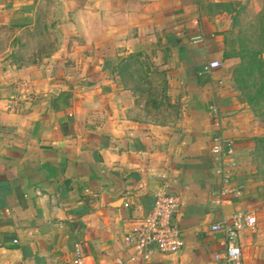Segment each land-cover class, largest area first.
<instances>
[{"label":"crops","instance_id":"obj_1","mask_svg":"<svg viewBox=\"0 0 264 264\" xmlns=\"http://www.w3.org/2000/svg\"><path fill=\"white\" fill-rule=\"evenodd\" d=\"M236 2L0 0V34L22 26L37 44V21L49 18L70 51L22 67L0 57V264H71L75 244L84 264H215L221 235L209 228L225 204L256 214L233 184L223 193L211 153L214 137L236 152L254 133L234 81L240 60L223 59L236 15L226 6ZM250 3L262 11L264 0ZM152 51L164 54L163 121L138 107L119 71ZM211 61L220 67L208 70ZM158 192L179 199L184 248L145 259L124 236ZM239 246L243 264H264V222L245 228Z\"/></svg>","mask_w":264,"mask_h":264},{"label":"rangeland","instance_id":"obj_2","mask_svg":"<svg viewBox=\"0 0 264 264\" xmlns=\"http://www.w3.org/2000/svg\"><path fill=\"white\" fill-rule=\"evenodd\" d=\"M262 7V11L256 13L250 0H240V2L226 6L227 10L236 13L232 20L234 34L229 40L233 44L230 46L228 42L231 49L264 52V4ZM55 26L56 23L49 18L37 21L36 30H43L42 34L37 36L39 39L37 44L34 37L22 34V26L10 28L0 34V57H5L11 63L21 67L22 60L30 61L36 56L49 57L58 54L61 56L60 59L67 60L70 51L69 53L64 52L66 50L64 36L61 28H58V33ZM72 42L67 50L75 47L77 41ZM163 55V53L152 51L141 53L137 57L124 58L125 62H129L130 67L124 71L123 87L132 89L137 96L138 107L141 110H147L149 116L157 121L167 119L165 113L170 110L167 109L169 103L166 98V68L160 66L163 62ZM262 57L264 58V53ZM254 73V78L247 83L249 89L246 92L250 96L254 95L258 85V74L256 71ZM239 94L238 100L245 102L246 95L243 91ZM170 105L175 107L174 104ZM250 109L254 116V133L250 138L251 143L239 148L238 151L236 148L238 154L233 151L229 159L232 175L239 172L238 180H231L230 184L242 193L244 201L254 207L255 224H258L261 221L264 222V102L261 101Z\"/></svg>","mask_w":264,"mask_h":264},{"label":"built area","instance_id":"obj_3","mask_svg":"<svg viewBox=\"0 0 264 264\" xmlns=\"http://www.w3.org/2000/svg\"><path fill=\"white\" fill-rule=\"evenodd\" d=\"M219 67L218 61H211L207 69L216 70ZM211 111L217 112L213 106ZM212 141L211 153L222 164L219 174L223 193L230 194L228 188L232 175L229 159L233 154V145L222 136L214 137ZM178 207L179 199L176 195L168 192L156 193L147 215L124 236L125 244L145 259L149 251L166 255L180 252L184 248V241L174 220ZM255 222V217L248 212L235 211L210 226L211 233L221 235V249L213 255L215 264H243L239 235L245 228H253ZM71 264H84V254L78 244L74 245Z\"/></svg>","mask_w":264,"mask_h":264},{"label":"trees","instance_id":"obj_4","mask_svg":"<svg viewBox=\"0 0 264 264\" xmlns=\"http://www.w3.org/2000/svg\"><path fill=\"white\" fill-rule=\"evenodd\" d=\"M264 52H254L248 50L235 51L230 49L223 53V59L238 58L240 60V66L234 77L235 83L238 85L241 91L246 95V103L253 107L258 105L261 101L264 102V58L262 54ZM140 54L129 56L137 57ZM129 69V62H125L120 66V73ZM257 72L258 85L253 96H250L247 92L249 89L247 83L250 79L254 78V72ZM240 86V87H239ZM247 91V92H246Z\"/></svg>","mask_w":264,"mask_h":264},{"label":"water","instance_id":"obj_5","mask_svg":"<svg viewBox=\"0 0 264 264\" xmlns=\"http://www.w3.org/2000/svg\"><path fill=\"white\" fill-rule=\"evenodd\" d=\"M225 209H227V214L225 215V217H228L230 216L232 213H233V207H232V204L230 203H226L225 204Z\"/></svg>","mask_w":264,"mask_h":264}]
</instances>
